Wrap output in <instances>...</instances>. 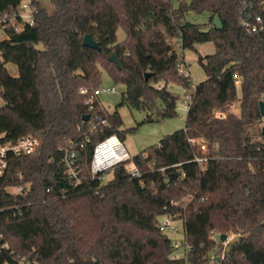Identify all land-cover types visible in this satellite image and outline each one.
<instances>
[{
	"label": "trees",
	"instance_id": "obj_1",
	"mask_svg": "<svg viewBox=\"0 0 264 264\" xmlns=\"http://www.w3.org/2000/svg\"><path fill=\"white\" fill-rule=\"evenodd\" d=\"M23 1L0 0V18ZM241 1L49 0V12L29 0L33 23L6 29L0 40V141L31 134L39 146L10 156L0 177V264L21 257L31 264H209L220 253L212 230L237 234L221 264H264V127L259 138L249 131L264 97V31L240 25ZM191 11L207 13V21L188 20ZM86 33L98 49L82 45ZM205 42L214 51L202 55L196 46ZM185 51L196 54L205 78L188 94L184 127L132 155L140 177L121 163L105 180L92 176L95 145L113 133L123 139L117 106L142 108L147 121L176 114L170 86L190 84ZM102 72L125 87L113 111L98 97L92 108L86 103ZM235 101L238 112L229 109ZM70 146L82 175L76 185L61 161ZM195 155L208 158L197 163ZM19 184L23 192L7 190ZM162 214L184 220L186 259L170 257L175 248L159 229Z\"/></svg>",
	"mask_w": 264,
	"mask_h": 264
},
{
	"label": "built area",
	"instance_id": "obj_2",
	"mask_svg": "<svg viewBox=\"0 0 264 264\" xmlns=\"http://www.w3.org/2000/svg\"><path fill=\"white\" fill-rule=\"evenodd\" d=\"M239 23L248 32H262L264 31V0H242L239 7ZM24 23H33L32 8L30 6L29 0H24L21 3L20 9L17 11H12L9 14L4 15L0 18V40L4 39L5 31L8 28H12L17 31L21 28ZM182 65V63H181ZM115 88L113 85H100L95 88L89 98H87L86 103L89 104V108H92L91 99L92 97H98L99 94L105 92H112ZM86 89L82 88L81 92H85ZM189 100V95L186 96V106ZM260 100H264L262 97ZM95 116V119H98ZM101 123H106L105 119L100 120ZM191 143L197 144L198 142L191 139ZM39 146V140L36 136L31 134H26L19 137L14 142L0 141V177L4 174L5 169L8 164V158L10 156H20L32 153ZM200 149H205V143L203 141L199 142ZM71 150L73 146H70ZM68 148H64L63 156L61 161L65 165V175L71 182L76 185L82 180L81 170L76 164L75 152L72 150L68 154ZM208 157L195 155L193 161L200 163L206 160ZM121 163L125 171L132 177H140L141 172L137 168L133 157L128 153L124 147L122 140L115 134H110L99 141L92 152V156L89 163V171L92 176L98 175L100 179L105 180V172ZM25 184H19L16 186H9L7 190L10 192L20 193L25 190ZM163 218L158 220V226L161 231H166L167 229L175 230L173 225H170V220L177 218L173 214H162ZM184 222V220H183ZM237 236L236 233L225 234L224 240H220V233H216L214 230L211 232V237L216 239L220 243V253L215 257L211 258L209 264H221L219 258L223 256V250L227 244ZM4 243L2 246H5ZM174 251L170 254L171 258H184L186 259V252L188 245L184 243L178 244L173 242ZM182 246V247H181ZM181 247V251L178 249ZM218 258V259H217ZM20 264H31L26 261L23 257L19 258ZM187 264V262H185Z\"/></svg>",
	"mask_w": 264,
	"mask_h": 264
},
{
	"label": "rangeland",
	"instance_id": "obj_3",
	"mask_svg": "<svg viewBox=\"0 0 264 264\" xmlns=\"http://www.w3.org/2000/svg\"><path fill=\"white\" fill-rule=\"evenodd\" d=\"M181 0H172L173 7H177ZM40 2L47 8L49 12L54 10L53 5L49 0H40ZM187 19L193 22H206L207 13H194L188 12ZM124 38V31L122 27L117 29V39L122 40ZM198 52L202 55L212 53L214 51L213 44L211 42H205L197 44ZM185 62L187 65L188 74L190 76V84L188 87H184L177 83H172L170 89L177 96L176 100V114L171 117L158 118L156 114H153V120L147 121L146 117L148 112L142 108L130 107L126 104L117 106L118 112L123 121V139L122 143L129 154L135 155L149 146L159 142L160 138L169 134L177 129L184 127V119L186 114V96L194 90L197 83L205 78L204 71L197 61L196 54L192 51L184 52ZM1 59V56H0ZM6 68L8 72L16 76L18 71L17 67L13 63H7ZM101 85H113L115 90L112 92L101 93L98 96L100 103L105 106L108 111H113L116 105L122 99V92L125 87L121 83H113L106 72H102ZM237 96H240L239 82L236 83ZM4 104V100L0 95V106ZM230 110L238 112V101H235L230 105ZM264 127V115H260L257 122L250 126L249 131L254 138H259V129ZM110 177V173L106 175V178ZM159 216L158 219H162ZM183 219L180 217L170 220V225L175 227V230L167 229L165 233L167 236L178 244H183L184 237V225ZM228 233H233L229 231ZM182 247V246H181ZM181 247L178 249L180 252ZM9 264V263H4Z\"/></svg>",
	"mask_w": 264,
	"mask_h": 264
},
{
	"label": "water",
	"instance_id": "obj_4",
	"mask_svg": "<svg viewBox=\"0 0 264 264\" xmlns=\"http://www.w3.org/2000/svg\"><path fill=\"white\" fill-rule=\"evenodd\" d=\"M212 24L216 29H221L222 28V23L221 20L219 19L218 15H214L212 18ZM82 45L83 46H87V47H91V48H99L98 43L96 42L95 39L92 38V36L88 33L84 34L83 38H82ZM109 60L112 61L117 67H120V62L119 59L116 55L115 52H112L109 55ZM150 72H146L145 76H147ZM258 108H259V113L260 115H264V100H259L258 101ZM84 119H88V115H85L83 117ZM225 238V234L222 233L220 234V240H224ZM218 259V258H217Z\"/></svg>",
	"mask_w": 264,
	"mask_h": 264
}]
</instances>
